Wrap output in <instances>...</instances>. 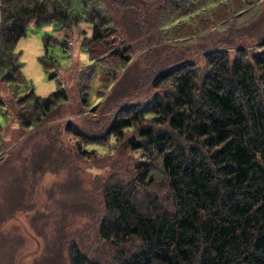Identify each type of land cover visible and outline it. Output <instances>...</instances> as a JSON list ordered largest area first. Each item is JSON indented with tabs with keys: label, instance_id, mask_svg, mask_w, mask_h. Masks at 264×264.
I'll list each match as a JSON object with an SVG mask.
<instances>
[{
	"label": "trees",
	"instance_id": "trees-1",
	"mask_svg": "<svg viewBox=\"0 0 264 264\" xmlns=\"http://www.w3.org/2000/svg\"><path fill=\"white\" fill-rule=\"evenodd\" d=\"M114 1L145 11L128 14L136 29L126 23L128 15L117 21L104 17L103 6L112 7ZM207 1L0 0V80L13 84L20 95L28 87L27 98L38 118L68 94L58 80L55 91L37 96L24 78L15 46L30 22L62 27L89 22L92 31L85 46L91 60L102 63L112 51L113 34L129 42L145 32L154 39L158 31L178 40L183 36L178 31L170 36L166 26L205 11ZM55 42L51 34L43 37L39 61L46 71L56 64L48 52ZM259 48L252 55L237 49L232 58L227 50L211 49L202 69L192 61L178 63L155 78V88L167 84L162 93L115 116L102 134L90 137L82 129H71L83 142L122 138L125 130L136 129L139 139L131 137L128 146L160 159L166 204L145 194L143 184L153 183L146 161H140L131 180L108 179L102 187L97 234L118 249L117 264H264V41ZM128 52L124 46L118 59L128 62ZM20 118L32 125V118ZM76 152L91 154L80 143ZM16 201L13 197V206ZM65 242L64 237L56 250L66 247V264H102L76 239ZM130 243L134 248L123 247Z\"/></svg>",
	"mask_w": 264,
	"mask_h": 264
},
{
	"label": "rangeland",
	"instance_id": "rangeland-1",
	"mask_svg": "<svg viewBox=\"0 0 264 264\" xmlns=\"http://www.w3.org/2000/svg\"><path fill=\"white\" fill-rule=\"evenodd\" d=\"M111 4L103 6L105 18L117 21L137 12L135 7ZM207 5L205 11L183 15L166 26L172 30L170 36L177 31L183 36L178 40L167 39L158 31L153 33L154 39L145 32L129 42L113 34L112 51L101 58L102 63L91 60L85 46L92 31L89 22L82 20L68 27L54 22L29 23L15 46L24 78L41 97L55 91L60 80L68 97L35 118L26 94L28 87L20 95L13 84L0 80V264H66V247L56 250L64 237L65 246L76 239L102 264H117L118 249L97 234L101 190L108 179L131 180L140 161L147 162L153 179V183L143 184L145 194L167 203L160 159L143 156L128 146L131 137L139 139L136 129L103 142H83L71 129H82L90 137L102 134L104 125L115 116L164 91L167 84L154 87L161 71L185 61L202 69L211 49L227 50L231 58L240 48L250 55L260 50L264 0H210ZM126 19L133 28L130 15ZM45 34L56 41L48 48L56 64L47 71L39 61ZM124 46L129 47L130 55L126 63L118 59ZM50 73L56 77L50 78ZM21 116L32 118V125H24ZM77 143L91 151L89 157L77 154ZM140 189L143 191L142 186ZM13 197L17 200L14 206ZM123 247L132 249L134 244Z\"/></svg>",
	"mask_w": 264,
	"mask_h": 264
}]
</instances>
